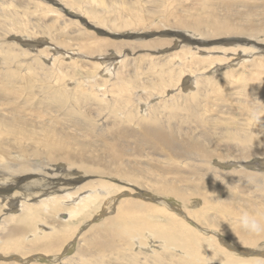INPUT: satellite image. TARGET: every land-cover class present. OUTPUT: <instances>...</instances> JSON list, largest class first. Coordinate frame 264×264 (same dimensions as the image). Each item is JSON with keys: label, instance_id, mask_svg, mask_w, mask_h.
<instances>
[{"label": "rangeland", "instance_id": "1", "mask_svg": "<svg viewBox=\"0 0 264 264\" xmlns=\"http://www.w3.org/2000/svg\"><path fill=\"white\" fill-rule=\"evenodd\" d=\"M225 23L231 28L217 36ZM254 43L264 46V0H0V176L7 162L28 163L36 172L10 190L11 196L18 193L12 200L20 203L22 194L30 203L46 198L38 188L54 186L43 177L47 174L53 176L56 189L63 182L59 186L65 190L56 195L102 179L115 186L108 198L112 207H117L118 198L120 202L136 195L140 196L136 200L153 207L162 208L163 199L179 207L174 196L165 198L155 189L173 187L188 194L197 187L190 177L208 176L213 185L204 194L214 201L229 206L236 199V206L264 209L261 180L252 183L243 176L249 172L264 180V171L251 168L255 160L264 158V149L254 145L255 153L246 160L240 145L220 130L226 121L257 137L264 135V49ZM241 48L254 53L246 63L232 57ZM190 51L199 53L205 64L188 61L193 56ZM223 54L231 58L212 64L215 56ZM208 69L200 78L199 73ZM157 128L177 138L173 140L179 141L174 142L179 157L165 149L159 153L144 138L146 129ZM213 140L219 141L213 149L215 158L201 161L198 151L211 147ZM64 152L71 159L68 163L61 158ZM112 154L120 160L111 161ZM85 166L98 167L100 177L84 176L80 170ZM118 171L136 173L137 183L110 177ZM121 188L124 192H118ZM152 197L158 205L150 202ZM201 199L191 197L190 203ZM67 206L41 215L34 230L41 228L47 235L50 229L78 225L74 237L64 242L60 254L29 253L26 262L193 264L182 248L151 229L117 238L114 248L94 247L86 239L91 238L88 224L103 221L105 204L71 221L67 213L71 205ZM9 208L0 205V223L11 215ZM218 209L203 211L194 224L186 223L198 228L195 223L201 222L211 230L216 228L206 219L220 224L217 229L238 225ZM147 222L162 223L152 214ZM102 237L103 243L108 241L106 235ZM30 246L28 242L26 247ZM223 247L241 259L258 258ZM0 256V263L11 262Z\"/></svg>", "mask_w": 264, "mask_h": 264}, {"label": "bare ground", "instance_id": "2", "mask_svg": "<svg viewBox=\"0 0 264 264\" xmlns=\"http://www.w3.org/2000/svg\"><path fill=\"white\" fill-rule=\"evenodd\" d=\"M230 28H231L230 24H228V23L222 24V28H218V30L216 31V35L222 36V34L225 33L226 30H229ZM186 40L196 41V42H193V44L198 43V45H199V43H201L200 41H197L199 39H196V38H191V39L187 38ZM186 40H184V41H186ZM254 44L257 46L256 43H254ZM259 45H261V44H259ZM262 48L264 49V46L258 47V49H262ZM185 50H187V49H185ZM226 50H233V49H226ZM237 50H235V51H237ZM190 53L193 56L188 57L187 58L188 61L193 62L194 59H196L194 61H197V59H198L199 62H203V64H205L206 60L205 59L202 60L203 57L199 56V53H197V52L192 53V51H190ZM204 53L205 52H203V54ZM227 53H228V51H227ZM252 54H254V53H252L251 50L241 48L240 50H238V52L234 53V55H232V57L235 56L236 60L241 61L242 63H244V62L246 63V62H248V59ZM186 55L189 56L188 54H186ZM225 55L228 56L227 57L228 59L231 58V57H229V55H227V54H225ZM226 56H224V54H223V57H221L220 55L215 56L214 60H211V61H213L212 64H214L217 61H220V62L226 61L227 60ZM178 57H180V56H178ZM200 57H201V59H199ZM174 58H177V57H174ZM191 58H193V59L190 60ZM212 58L213 57H211V59ZM180 60H181V58H180ZM111 64L109 63V65H111ZM197 64H198V62H197ZM208 71H209V69L202 71V72L200 71L201 73H199V75H200L199 77L201 78L202 75ZM195 75H196V73H195ZM195 80H196L195 81L196 84H198L199 80L197 77L195 78ZM189 82H191V81H189ZM192 96H193V94H192ZM223 124H224V126H223V128L220 127V130L223 131V133L226 135L225 137L227 139L236 141L237 144L240 145L239 147L241 148V150L245 154L242 158L246 159V158H248V156H251L252 154L255 153L256 149H253L254 145H256V146L259 145L261 149H264V135H262V136L260 135L261 137H257L255 135H253V133H250L248 131H244V129L240 130L239 128L232 127L226 121H223ZM205 125H207V124H205ZM163 130H165V129H163ZM163 130L161 128H157L156 131H155V129L154 130L146 129V131H145L146 134H145L144 138L145 139L149 138L148 142L152 145L151 147L156 149V151H158L159 153H160L161 149L162 150L165 149V151L171 152V154H173L177 150V149L175 150L176 143H174L177 141L173 140L174 137L172 135H170V133H169V135L165 134L164 132H166V130L165 131H163ZM254 134H256V133H254ZM171 136H172V138H170ZM174 139H177V138H174ZM184 144H185V142H184ZM218 145H219V141L213 140L211 142V147H209L207 149H200L198 151V154L200 156V160L205 161V162L213 160L215 158V153L213 152V149H214V146L216 148ZM177 147H178V145H177ZM178 148H180V147H178ZM187 149H189V148H187ZM180 151H182V150H180ZM187 152H188V150H187ZM261 152H263V151H261ZM112 155H113V157L111 156L112 157V159H110L111 161L114 160L115 162H117L118 160H120V158H119L120 156L118 154H115V155L112 154ZM175 155L178 156L176 153H175ZM192 155H193V153H192ZM61 158L63 160H65L67 163L71 161L70 157L67 156L65 152L62 154ZM11 159L15 160L16 158L14 156H12ZM82 159H83V157H82ZM255 161H254V165L256 163V166L251 167L252 171L263 172L264 171V158L260 159L259 161H257V160H255ZM227 164H229V163H227ZM246 164H248V163H246ZM101 170L99 169V171H101ZM2 172H4V173H3V175L0 176V205H3V207L10 206L9 211L12 210L11 211L12 213H11V215H9L8 219L3 220V221L1 220L2 222L0 223V254H3L5 257L7 256L6 258L5 257H3V258L5 260L6 259L10 260L11 262L10 263H0V264H20V263H23V264L28 263L29 264L30 261L26 262L25 261L26 258L28 256H31L30 255L31 253L36 254L34 252H38V251L43 252L44 254H47V255L54 254V253H56V251H59L57 253L60 254L61 251L63 250L62 247H63L64 242H66L69 238H71L70 235H72L73 232H76L74 230L76 228H79V226L78 225L75 226L72 224V225L66 226L65 228H63L59 231H55V232H53L54 229H50L52 232H50L51 234H47V235H44L41 228H39V231H35L34 228L38 224L41 215H43V214L48 215L52 211L56 210V208H58V210H59L61 208L60 206H62L64 204H68V206H69V204L71 205L70 210L67 212L69 214L68 219L70 221L75 220V219L79 218L80 216L87 214L88 212L94 211L99 204H101V205L105 204V206L107 204H109L108 207L106 206L107 211L103 213L104 214L103 221L101 223L99 222L100 223L99 225H96L95 223L94 224H91V223L88 224V225H90V227H88L89 229L87 230V232L91 235L90 236L91 238L90 239H89V237L86 238L85 234H88L87 232H85L82 235V237L85 235V238L87 239V241H89V242L92 241V244H94V247L101 246L103 248H114L116 245L115 241L117 238L124 240L128 235L135 236L136 234L141 232L140 230L143 228V230L151 229V230L155 231L157 234H159L161 237H163L165 240H167L171 244L176 245L179 248H182V251L184 252V254L188 255L187 257H188L189 261L192 262L193 264H195V263L207 264L210 261H215V262H217V264H223V262H228L231 264H260V263L264 264V259L262 258V256H263L262 253H264V243H263V241H264V209H258L257 208L258 206H256L255 209H253L251 207L249 208L246 206L244 208H242L241 205L236 206V204H238V203H235L236 199H233L234 200L233 203L231 201L232 204L229 206L223 205L224 203L222 201H218V200L214 201L213 199L208 197L207 194H204V191L205 192H206V190L208 191L207 186L209 184L213 185V180L208 176H203L202 180L197 179V178L193 179L192 177H190L191 179L188 178L189 180H191V184L195 183V185H197V187H194L193 189H190L191 188L190 187L188 194L187 193L185 194V192H183L184 190L182 191L179 188L169 187V189L162 190L156 186L158 188V190L155 189L156 194L160 193L165 198L168 196H174V198H176L180 202L179 207L177 205H174L175 206L174 207L171 204H167L166 200L163 199L161 201V205L163 207L157 208V207H153L152 204L146 203L145 201L136 200L135 197L140 198V196H137V195L135 197H131V198L128 197L129 199H123L120 202H119V198H118V204L115 205L117 207H112L113 204L110 200H108V198H110L111 193H112L111 191H112V189L115 188V186L112 185L110 182L104 181L102 179L98 180V181L93 180L90 182H86V184L78 186V187L74 186V192L65 193L63 195H56L60 191L63 192L65 190L63 187L59 186L63 182L58 184V189H56L55 184H57V183L53 182L54 179H50V178H53V176H48L47 174H45V175L43 174V177H46V179H47L46 182L48 184H54V186L51 188H43L42 186H39V188H38V191H40L39 194L46 192V194L42 195V196H46V198L42 199L38 203H30L32 200L29 197H25L26 196L25 194H22L21 198L23 199V201L18 203L19 204L18 205L15 203V200H12V198H16L18 196V193H15L11 196V195H9L10 190L15 189L16 186L18 184H20L23 177L25 178V177L35 175L36 172H34L31 169L30 164L21 163V162H7L4 165V171H2ZM80 172L84 176L90 177V175H91L93 177L94 176L100 177V175L98 173V167L92 168L90 166H85L82 170H80ZM192 172H193V170H192ZM161 173H163V172H161ZM193 174H195V173L193 172ZM106 175H108V174H106ZM134 175H136V173ZM134 175L132 172L125 171L123 174H121V172L118 171L115 174L110 175V177H114L117 179L122 178L123 180H126V178H127V180H129V181H131L133 183H137L138 178ZM40 176H42V175H40ZM84 176H82V178H84ZM198 176H199V174H198ZM243 176H244V178H246L247 181L252 182V183L253 182H260V180H261V183H259V184L256 183V184L260 185V187H261V184L264 185V182H263L264 180L261 179V177H259L260 175L254 178L253 175H251L249 172H245V173H243ZM59 182H60V180H59ZM198 182L202 185L199 186ZM189 184H190V182H189ZM205 185H206V187L204 188ZM263 185H262V187L264 188ZM34 187L35 186H33V188ZM65 187H67V186H65ZM20 188L23 189V186H21ZM123 190L124 189L121 188V190H119L118 192H124ZM185 191H187V190H185ZM262 191H264V190H262ZM136 192L139 193L140 191H136ZM136 192H132V193L136 194ZM217 192H219V191H217ZM118 194H120V193H118ZM127 194L129 195L130 193H127ZM141 194L143 195V193H141ZM36 196H41V195H36ZM191 197L192 198L200 197V198H202L201 199L202 202L201 201H195V202H192V204H191L190 203ZM73 198L74 199L78 198V200L73 201ZM9 201H11V202H9ZM153 201H154V198L152 197L150 202L154 203ZM191 201H193V200H191ZM237 202H240V201L238 200ZM114 203H115V201H114ZM156 203H154V204L155 205L159 204V203H157V204ZM176 206H177V208H176ZM15 207H17V208L19 207L20 210L14 209ZM216 207H219L218 211L220 213H225L226 215H229L230 218L233 217L234 221L237 222L238 225L234 226V225H232V223H230V225H227V226L223 225L221 229H217V228H219L218 226L220 224L218 226L214 225V224H212V222H213L212 220L209 221L208 219H206L207 222H209V225H213L212 228H216V229L211 230L210 228H207L208 226L202 225L203 223L198 222V223H195L196 224L195 227L197 226L199 228V230H198V228H193V227L190 228L188 223H186V222L190 221L194 224L193 220L198 221V219H200V217L203 215V211H208L209 209L212 210V208H216ZM13 209L16 211L14 212ZM112 209H114V210L112 211ZM236 210L238 211V213ZM16 212H18V213H16ZM8 214H10V213H8ZM150 214H152L153 219L158 218V219H160V221H162V223H160V222L151 223L152 222L151 220H150L151 224L149 222H147ZM59 220H61V219H59ZM96 220H97V218H96ZM93 230H97L96 234H94ZM77 234H79V233H77ZM77 234H76L75 240H78L77 236H79V235H77ZM102 235H106L108 237L107 242L103 243ZM30 236H32V238H30ZM31 239H34V240L29 241ZM83 239H84V237H83ZM28 242L31 245L30 248L26 247V246H28ZM212 243L214 245H212ZM87 244H89V243H87ZM92 244H91V246H92ZM223 246H225L227 249H229L233 252H236L238 254H246V255H252V256L255 255L258 258H253V259L252 258L251 259L242 258L241 259L235 253H230V252L226 251ZM40 254H38V255H40ZM16 255H18V256H16ZM55 256H57V255H55ZM0 257H2V256H0ZM34 257H36V256H34ZM239 261H240V263H239Z\"/></svg>", "mask_w": 264, "mask_h": 264}]
</instances>
